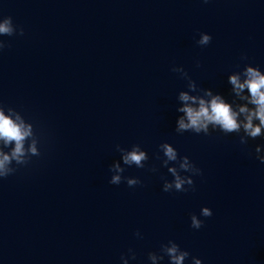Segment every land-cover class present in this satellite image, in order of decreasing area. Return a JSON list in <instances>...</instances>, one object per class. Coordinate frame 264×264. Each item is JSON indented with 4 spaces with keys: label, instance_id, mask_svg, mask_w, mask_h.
Listing matches in <instances>:
<instances>
[{
    "label": "clouds",
    "instance_id": "1",
    "mask_svg": "<svg viewBox=\"0 0 264 264\" xmlns=\"http://www.w3.org/2000/svg\"><path fill=\"white\" fill-rule=\"evenodd\" d=\"M205 3L208 0H204ZM24 35V29L13 23L11 16L0 18V36L12 37L14 35ZM212 37L208 33H199V39L196 43L199 46H207L211 43ZM6 42L0 40V51L6 47ZM242 59H247L242 56ZM199 66V62H197ZM177 72L182 78L188 80V91H181L177 99L181 102L176 109L181 113L176 121L175 131L183 133L191 131L196 134H210V129H219L225 134L236 133L243 135L239 137L241 145H247L248 139H256L264 136V72L259 67L246 64L242 71L234 72L229 75L228 82L231 85V91L235 100L244 101L245 103H232L226 101L223 95L214 94L211 89H202V95H192L191 92H197V85L193 81L183 67L174 66L171 69ZM247 93V94H245ZM39 138L34 131L33 124L27 122L20 112L12 107L5 108L0 104V179H4L13 175L16 166H24L29 164L31 158L40 156L38 147ZM121 153V159L124 165H135L137 168H144L145 161L149 159L146 151L142 150L139 144H134L130 149L116 146ZM8 149V151H5ZM165 157L162 161L163 166L168 168V172L173 179L164 180L163 191L171 192H187L195 190L194 180L192 176L201 175V170L190 161L188 156L179 157L177 149L170 143H161L159 145ZM257 159L264 164V155H261L262 146L257 145L255 148ZM169 162H176L177 166L169 167ZM155 171V169H152ZM109 171L112 173L109 180L110 184L119 185L123 180L129 187H134L141 183L138 178L123 177L122 173L125 169L119 162L113 163ZM181 172L191 173V175H181ZM187 185L188 187H185ZM200 215L203 217H211L212 210L209 207L201 208ZM190 227L199 230L203 226V221L196 215L191 214ZM137 237H141V233H135ZM132 258L135 259V253L129 249ZM160 253L149 252L148 259L151 264H159V261L167 256L169 264H184L190 253L172 240L160 246ZM123 264H128V259L121 256ZM192 264H202L201 259L192 257Z\"/></svg>",
    "mask_w": 264,
    "mask_h": 264
}]
</instances>
